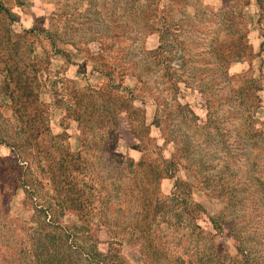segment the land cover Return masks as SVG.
<instances>
[{
    "label": "rangeland",
    "instance_id": "obj_1",
    "mask_svg": "<svg viewBox=\"0 0 264 264\" xmlns=\"http://www.w3.org/2000/svg\"><path fill=\"white\" fill-rule=\"evenodd\" d=\"M45 222L59 264H264V0H0V264Z\"/></svg>",
    "mask_w": 264,
    "mask_h": 264
},
{
    "label": "trees",
    "instance_id": "obj_2",
    "mask_svg": "<svg viewBox=\"0 0 264 264\" xmlns=\"http://www.w3.org/2000/svg\"><path fill=\"white\" fill-rule=\"evenodd\" d=\"M232 40H234V39H232ZM234 43H235V40H234ZM240 50H239L238 45L235 46L234 51H233L234 56H237L238 53H240ZM50 227H51V224H48V222L47 223L45 222L44 225L38 230V235H41L43 237L42 239H44V241H47V242L43 241L44 243L42 242L41 244H39L37 249H36V252H35L37 259L40 260L41 264H59L60 262L62 263V261L65 259V257L69 258V256L65 254L64 249L60 250V248L59 249L57 248L58 246L55 247L54 244L52 243L56 239H59V240H62V239H61V237H58L56 235V232L48 231L47 229H50ZM43 228L45 229V231L46 230L47 231L44 232ZM62 235H63V238L65 239L64 244H66L65 241H67V235L63 232H62ZM63 247H64V245H63ZM37 251H39V252L37 253ZM61 257H63V258H61ZM106 263L112 264L108 261H106ZM113 264H114V262H113Z\"/></svg>",
    "mask_w": 264,
    "mask_h": 264
}]
</instances>
